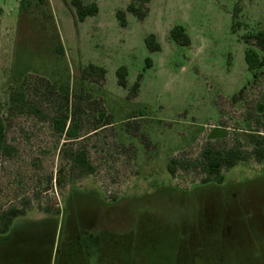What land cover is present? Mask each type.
Segmentation results:
<instances>
[{
  "label": "rangeland",
  "instance_id": "374dc122",
  "mask_svg": "<svg viewBox=\"0 0 264 264\" xmlns=\"http://www.w3.org/2000/svg\"><path fill=\"white\" fill-rule=\"evenodd\" d=\"M70 1L0 0V116L16 149L0 162V211L30 204L0 234V264H264V160L237 163L221 183L165 168L207 146L250 153L247 133L264 134V67L255 78L244 62L264 0H150L140 19L132 0H81L98 7L83 21ZM175 25L188 46L170 39ZM149 34L159 51L147 50ZM88 64L104 76H84ZM66 84L111 122L84 141L95 172L78 178L50 121L9 102L23 87L52 117L41 94Z\"/></svg>",
  "mask_w": 264,
  "mask_h": 264
},
{
  "label": "trees",
  "instance_id": "16d2710c",
  "mask_svg": "<svg viewBox=\"0 0 264 264\" xmlns=\"http://www.w3.org/2000/svg\"><path fill=\"white\" fill-rule=\"evenodd\" d=\"M38 2L42 4L44 0H38ZM149 2L150 0H132V3L128 5L127 9L136 18L140 19L145 16L146 11L144 10V6ZM70 4L74 7L76 17L79 21L95 15L98 11L95 3L84 4L81 0H71ZM21 6L24 8L25 4L22 3ZM236 15V12L233 13V20L236 18ZM117 17L121 24L124 25L126 22L124 13L121 11L118 12ZM233 25H237L236 21L233 22ZM169 37L175 44L183 46L190 44L189 36L180 25H175L170 29ZM250 40H253V46H248L245 49L244 62L248 71L256 78L258 77L259 71L264 67V57H261L257 51L258 49L264 52V28L244 37L246 43H249ZM144 42L149 52H157L160 50V45L154 35H147ZM58 51L62 52L61 49ZM145 63L146 67L150 66L148 59ZM82 73L84 76L102 78L105 70L102 67L88 64L83 68ZM115 75L117 84L122 88H126L127 68L125 66H119L115 71ZM140 78L141 75L139 74L130 88V94L137 92L140 86ZM27 95L23 87L19 88L10 93L9 102L22 112L33 115L43 121L49 120L55 133L64 140V144H70L61 149V154L70 163L71 178L92 175L95 172V168L91 164L87 148L83 143L91 136L97 134V132L111 125L110 116L101 107L100 102L93 99L89 94L72 92L68 84L58 89L53 85H48L41 95L46 103L55 107L56 112L54 116L48 117L35 103H32L28 99ZM87 124L89 125L87 126ZM5 130L4 120L0 116V162L3 157L11 158L16 154V149L6 142ZM247 134L248 142L252 146L250 153L239 149L237 146H232L227 149L207 146L202 149L196 159L172 157L165 166L166 171L171 177H175L178 171L201 174L203 176L200 179L201 184L209 182L221 183L224 178L223 172L228 171L237 163L246 161L251 156L258 162L264 160V134L251 132ZM73 180L71 179L70 181ZM49 188H52V179L49 182ZM29 207V202L25 201L22 207L12 206L0 211V234H5L3 239L8 238L6 234L9 231L13 218L23 214Z\"/></svg>",
  "mask_w": 264,
  "mask_h": 264
},
{
  "label": "flooded vegetation",
  "instance_id": "af4514ba",
  "mask_svg": "<svg viewBox=\"0 0 264 264\" xmlns=\"http://www.w3.org/2000/svg\"><path fill=\"white\" fill-rule=\"evenodd\" d=\"M91 260L93 261V257L91 258ZM96 261V259H94ZM95 261H94V264H95Z\"/></svg>",
  "mask_w": 264,
  "mask_h": 264
}]
</instances>
